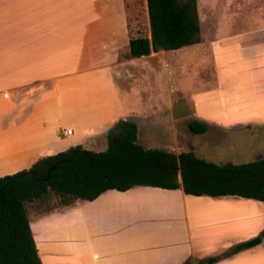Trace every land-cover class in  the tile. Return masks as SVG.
<instances>
[{
    "label": "crops",
    "instance_id": "1",
    "mask_svg": "<svg viewBox=\"0 0 264 264\" xmlns=\"http://www.w3.org/2000/svg\"><path fill=\"white\" fill-rule=\"evenodd\" d=\"M229 1L205 35L197 0L199 44L127 58L131 39H150L147 0H0V177L75 146L103 152L119 121L145 150L195 153L179 144L189 117L207 124L201 135L235 130L263 152L264 0H235L233 14ZM193 74L197 89L176 86ZM34 202L42 264H264V238L223 257L264 229L259 201L134 187L44 211Z\"/></svg>",
    "mask_w": 264,
    "mask_h": 264
},
{
    "label": "trees",
    "instance_id": "2",
    "mask_svg": "<svg viewBox=\"0 0 264 264\" xmlns=\"http://www.w3.org/2000/svg\"><path fill=\"white\" fill-rule=\"evenodd\" d=\"M150 39L128 43L127 58L151 52L179 50L201 42L197 0H147ZM207 124L192 120L193 135ZM134 187L182 189L186 195L211 198L236 196L264 203V158L242 164H216L192 150L178 155L137 144V126L119 121L108 133V147L92 152L81 146L42 157L27 170L0 177V264H42L29 223L27 204L49 192L69 202L93 201L108 190ZM264 229L252 240L235 246L223 257L259 244ZM221 257L197 261L215 264Z\"/></svg>",
    "mask_w": 264,
    "mask_h": 264
},
{
    "label": "rangeland",
    "instance_id": "3",
    "mask_svg": "<svg viewBox=\"0 0 264 264\" xmlns=\"http://www.w3.org/2000/svg\"><path fill=\"white\" fill-rule=\"evenodd\" d=\"M199 4L201 14L204 17V19H202L204 33L205 35H210L211 30L208 23L206 25L205 19L209 17L216 19L218 14L221 13L222 4H219V0H199ZM232 4L235 5V0H230L227 4V12L230 14L235 13V6ZM207 22H210V19H208ZM191 56L193 57L192 59L198 60V58L194 56V53L191 54ZM183 83L184 85L182 83H177L176 86H185L184 88L187 90L189 88L191 90L197 89L194 74L192 77H185ZM181 96L182 95L179 92H176V99ZM191 105L195 108L193 101H191L189 105V109L193 110ZM189 120V117H186V120L178 126L180 129L179 144L184 148L193 149L196 155L200 158H205L206 160L217 164H223L225 162L242 164L264 157V151L261 152L258 149L259 146L256 144L257 139H254L253 137H245V134L240 132L235 133V130L228 132L218 131V133L217 131H210L204 135H193L186 127ZM251 134L252 132H250V135ZM259 153H262V155H258ZM66 203L67 201H65L64 198H61L53 192H49L42 200L34 202L33 205L37 209L44 211L52 208H60L62 204Z\"/></svg>",
    "mask_w": 264,
    "mask_h": 264
},
{
    "label": "built area",
    "instance_id": "4",
    "mask_svg": "<svg viewBox=\"0 0 264 264\" xmlns=\"http://www.w3.org/2000/svg\"><path fill=\"white\" fill-rule=\"evenodd\" d=\"M64 135H71V130H67L64 132Z\"/></svg>",
    "mask_w": 264,
    "mask_h": 264
}]
</instances>
